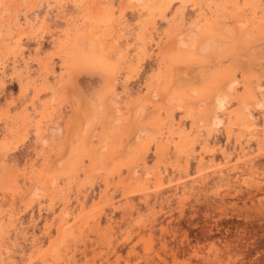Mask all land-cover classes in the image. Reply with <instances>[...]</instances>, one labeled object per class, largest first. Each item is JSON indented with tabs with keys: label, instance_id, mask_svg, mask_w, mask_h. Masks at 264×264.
Listing matches in <instances>:
<instances>
[{
	"label": "rangeland",
	"instance_id": "1",
	"mask_svg": "<svg viewBox=\"0 0 264 264\" xmlns=\"http://www.w3.org/2000/svg\"><path fill=\"white\" fill-rule=\"evenodd\" d=\"M0 264H264V0H0Z\"/></svg>",
	"mask_w": 264,
	"mask_h": 264
}]
</instances>
